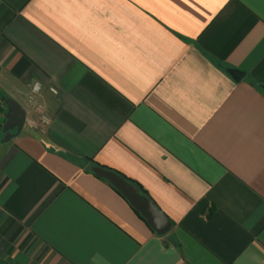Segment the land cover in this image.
Returning <instances> with one entry per match:
<instances>
[{"label": "crops", "instance_id": "obj_1", "mask_svg": "<svg viewBox=\"0 0 264 264\" xmlns=\"http://www.w3.org/2000/svg\"><path fill=\"white\" fill-rule=\"evenodd\" d=\"M35 81L46 126L4 141L0 103V264H264V0H0V93Z\"/></svg>", "mask_w": 264, "mask_h": 264}, {"label": "water", "instance_id": "obj_2", "mask_svg": "<svg viewBox=\"0 0 264 264\" xmlns=\"http://www.w3.org/2000/svg\"><path fill=\"white\" fill-rule=\"evenodd\" d=\"M264 90V85L261 86ZM6 102L9 111L5 116V121L2 125L3 140L11 138L10 130L16 129L20 131L25 119V110L16 100L7 97ZM91 171L98 177L105 179L111 184L121 195L127 200L129 205L135 209L145 219L147 225L157 234L162 235L171 228V221L167 216L159 210L153 202L145 195L141 194L138 187L118 173L107 168L94 165Z\"/></svg>", "mask_w": 264, "mask_h": 264}, {"label": "built area", "instance_id": "obj_3", "mask_svg": "<svg viewBox=\"0 0 264 264\" xmlns=\"http://www.w3.org/2000/svg\"><path fill=\"white\" fill-rule=\"evenodd\" d=\"M30 87L33 94L29 95L27 99V111H29V113L25 112L24 122L29 126L41 128L49 123V118L45 114L42 104L36 102L34 97V93L40 90L41 85L39 82L35 81ZM1 102L2 99L0 98V103Z\"/></svg>", "mask_w": 264, "mask_h": 264}, {"label": "trees", "instance_id": "obj_4", "mask_svg": "<svg viewBox=\"0 0 264 264\" xmlns=\"http://www.w3.org/2000/svg\"><path fill=\"white\" fill-rule=\"evenodd\" d=\"M231 71L233 72V73H235V72H238V70H236L235 68H232L231 69ZM6 96H5V94H2V93H0V98L4 101L6 98H5ZM5 102V101H4ZM6 103V102H5ZM93 165H98V164H96V163H93ZM103 167V166H102ZM107 169H109V168H107ZM110 170V169H109ZM113 171V170H112ZM114 172H116V173H118L119 175H121L124 179H126L127 181H129L130 183H132V184H134V185H136L137 187H138V189H139V191H140V193L141 194H143V195H145V196H147V194H146V192L138 185V184H136L135 182H133L132 180H130L129 178H127V177H125L123 174H121V173H119V172H117V171H114ZM100 178V177H99ZM101 179H103V178H101ZM103 180H105V179H103ZM106 181V180H105ZM107 182V181H106ZM108 183V182H107ZM109 184V183H108ZM119 195H121V193L118 191V190H116L111 184H109ZM122 196V195H121ZM123 197V196H122ZM148 197V196H147ZM124 198V197H123ZM149 198V197H148ZM125 199V198H124ZM126 200V199H125ZM127 201V200H126ZM134 211H135V213L143 220V221H145V219L140 215V213L139 212H137L135 209H133ZM146 222V221H145Z\"/></svg>", "mask_w": 264, "mask_h": 264}]
</instances>
